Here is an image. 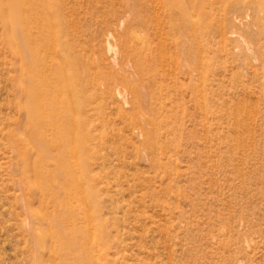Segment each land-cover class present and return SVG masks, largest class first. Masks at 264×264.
Instances as JSON below:
<instances>
[{
	"label": "rangeland",
	"instance_id": "1",
	"mask_svg": "<svg viewBox=\"0 0 264 264\" xmlns=\"http://www.w3.org/2000/svg\"><path fill=\"white\" fill-rule=\"evenodd\" d=\"M159 1L66 0L101 82L68 167L28 111L0 8V264H264V0H187L201 9L204 95L179 43L157 116L113 79L133 67L123 42L144 31L138 17L158 39Z\"/></svg>",
	"mask_w": 264,
	"mask_h": 264
},
{
	"label": "bare ground",
	"instance_id": "2",
	"mask_svg": "<svg viewBox=\"0 0 264 264\" xmlns=\"http://www.w3.org/2000/svg\"><path fill=\"white\" fill-rule=\"evenodd\" d=\"M161 2L158 3L162 5V20L165 22L164 26H161L159 23L161 21L158 20L161 27L156 25L158 39L156 41L152 39V34L146 32L149 25L138 17L137 21L146 29L144 28L142 34L130 38L128 35L123 42L125 56L134 58L133 67L128 63L127 67L124 64L122 75L113 79L119 98L126 102L129 91L135 109L144 114L155 113L157 116L167 110L166 101L163 100L166 90L163 76L176 74V70L182 64L176 55L179 43L184 63H190L189 73L194 83L195 95L200 96V99L204 95V90L199 89L198 84L202 82L204 69L201 26L199 19L196 18V12L201 9L188 5L187 0ZM0 8L3 17L5 18L7 14L12 24L10 50L15 57L19 52L22 59V87L26 94L28 111L42 118L46 127L53 131L50 134L51 138H46L49 135L44 134L46 136L42 137L43 144L50 150H55L58 159L63 160L59 161L61 165L68 167L77 156V148L68 143L74 138L76 130L78 131L77 123L80 120L77 119L78 115H89L92 109L89 87L96 82L101 84L98 73L94 72L91 66L92 60L87 48H83L77 41L76 28L72 27L73 20L70 17L73 13L67 8L66 0H0ZM176 16H179L181 23L176 22ZM124 22L122 21L120 25ZM89 26L86 28L89 29ZM178 31L188 39L176 38ZM111 46L109 37V50ZM173 46L176 48L172 53ZM171 54L174 55L173 58ZM117 82L125 88H121ZM204 106L203 103L202 107ZM53 198L58 200L56 196Z\"/></svg>",
	"mask_w": 264,
	"mask_h": 264
}]
</instances>
